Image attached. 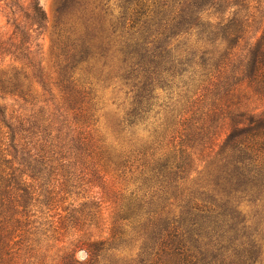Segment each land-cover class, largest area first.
<instances>
[{"label":"trees","instance_id":"obj_1","mask_svg":"<svg viewBox=\"0 0 264 264\" xmlns=\"http://www.w3.org/2000/svg\"><path fill=\"white\" fill-rule=\"evenodd\" d=\"M28 9L34 31L41 29L45 15L39 4L32 2ZM92 15L79 18L80 31L94 34L82 41L78 53L63 47L55 65L57 82L47 80L41 64L27 62L42 93L50 97L43 107L20 121L0 107V127L5 129L0 141V264H46V257L47 264H97L107 253L123 254L119 249L127 244L130 234L123 230L128 229L155 245L150 263L225 264V258L228 264H264L253 244L243 251L222 247L219 263L216 256L200 258L208 257L209 250L201 251L200 234L188 230L196 224L188 217L205 208L194 203L200 196L241 199L245 190L264 191V112L248 110L241 102L248 94L239 97L242 89L264 95V0H127L121 29L111 20L105 27L104 19ZM72 17L78 27L76 12ZM134 29L132 38L138 33L147 52L139 56L136 46L130 52L116 50L137 60L128 67L131 72L121 75L129 83L130 108L115 132L104 135L96 128L90 90L75 71L96 55L105 59L120 45L123 30ZM176 76L184 80L170 97L166 80ZM157 91L167 93L168 103L174 99V109L166 103L158 106L162 118L153 113ZM138 126L147 136L132 131ZM194 172L201 176L196 179L202 190L198 197L192 191ZM128 176L135 189L117 193L113 217L102 216V198L95 194L77 208L62 210L73 229L93 226L109 230L106 236L82 233L58 250L61 254L48 256L30 238V230L20 227L18 216H27L31 200L39 204L45 198L51 211L79 195L78 190L85 191L93 178L111 190L115 181ZM11 201L21 211L5 212ZM78 250L86 253L85 260L75 258ZM244 252L253 257L242 258Z\"/></svg>","mask_w":264,"mask_h":264},{"label":"rangeland","instance_id":"obj_2","mask_svg":"<svg viewBox=\"0 0 264 264\" xmlns=\"http://www.w3.org/2000/svg\"><path fill=\"white\" fill-rule=\"evenodd\" d=\"M32 2L38 3L45 15L42 28L37 31H34L37 28L28 18V7ZM126 6L127 0H0V107L6 109L7 116L17 118L19 121L28 118L32 112L34 113L40 107H43L44 100L50 98L47 94L42 93L33 79L31 71L27 67L29 60L34 61L36 65L41 64L49 82H57L55 65L58 63V59H62L60 55L63 47L68 46L66 50L74 47L76 52L72 55H75L82 48V41L84 42L85 38L94 34L90 29L87 35H85V31H80L79 18H87L88 13L92 12L93 18L104 19L105 27L109 26L108 21L111 20V22L118 24L117 27L121 29V26L126 22ZM83 9H85V12L81 13ZM75 12L78 27L75 26V18L72 17ZM133 32H137V29L133 31L123 30L120 45L111 51L105 59H101L96 55V58L77 66L75 71L80 82L85 84L87 90H90L91 102H93L96 109L94 116V119H97L96 128L104 135L109 136L115 132L120 120L124 117L127 109L130 108L131 95L128 94L129 86L125 85L129 83L125 78H121V75L131 72L132 70L128 67L132 68L131 63H135V60H137L134 59L132 54L127 57V55H121L116 50L123 49L130 52L131 49L135 48L133 46H136L139 56H143L147 52L148 46L143 44L142 37L137 33L132 38L131 34ZM67 37L68 40H66ZM77 39H79V42ZM130 39L135 40L131 42ZM60 41H65V44L62 45ZM93 46L95 44L88 47L89 52H92ZM124 58H126V67L121 62ZM77 59L78 56L75 60ZM168 79L169 82H167ZM183 80L178 76L167 78L166 88L170 90L167 91L168 94L176 90V85L181 87L182 83L180 82ZM15 91H22L27 95L21 98ZM242 91L243 89L239 97H242L244 93L248 94L246 99H242L241 102L247 106L249 111L264 112V95H255L253 92L249 94V90L243 93ZM165 94L159 91L155 93L158 98L153 102V113L160 112V116H157V118H162L163 110L158 107L159 105L166 103L169 108L174 109L170 105L174 99H169L170 102L168 103ZM225 127L228 126L225 125ZM143 128V126H138L132 131L145 137L147 133ZM4 132L5 129L0 127V141L2 142L5 139ZM24 135L26 134L24 133ZM220 135L222 136L223 132ZM199 169H202V167H199ZM87 172L85 171V173ZM200 177L195 172L191 175V179L196 185L192 189L195 197H198L202 191L197 189L199 184L196 179ZM258 178L259 176L254 177V179ZM102 181L93 178L92 183L84 185L83 189L85 191L78 190L79 195L68 198L67 202L62 204L58 203V206L55 207L57 209L51 211L45 206L47 202L45 198H41L39 204L31 200L25 211L27 216H18L21 229L30 230L29 233L32 234L30 238L36 240L42 252H45L48 256L54 253L61 254L62 251L59 252L58 250L68 246L72 239L82 233L87 236L92 235L95 238L99 235L106 236L109 230H97L93 226L84 227V229L88 227L89 230L73 229L72 223L67 220L64 221L63 217L66 216V213L62 211L67 207L72 209L79 207V204L87 203L90 200L88 196H94L95 194L96 197L100 196L102 198V216L104 218L113 217L116 214L114 201H116V197H119L117 193L126 190L123 193L124 195L128 190L129 193L135 188L129 176L126 180L115 181L111 190L106 188ZM254 183L259 184V181ZM209 190L211 189L209 188ZM243 192L248 193L243 194L241 199L230 197L222 200L220 199V197L223 198L221 195L216 197L215 193H210V196H200L198 200L194 201L198 205L205 206L203 212L193 211V215L188 217L189 220H194L196 223L193 227L188 228L192 231L190 235H193L194 232L200 234L202 239L199 240L200 250L203 252L205 249L209 250L208 257L200 255V258L211 261L216 256V261L219 263L220 256L218 254H225V249H222V247H231V250L243 251V249L253 244L258 247L257 251L260 250V259L264 262V191L252 189ZM32 198L35 199V197ZM17 204V202L13 203L12 201L6 202L5 212H15L16 208L21 211ZM30 205L36 207L32 208ZM59 217L61 218L59 219ZM26 223L27 227H23ZM8 225L10 223L6 226ZM10 228L13 229V227ZM123 231L130 234L126 238L127 244L119 249L123 251V254L107 253L97 264H157L155 259L150 263L156 250L151 241L138 239V230L128 229ZM232 253L230 252L229 255ZM253 254V252H244L242 258L253 257ZM75 258L78 261H83L86 258V253L83 250H78ZM223 259L225 264H228L229 260ZM46 260L47 257L43 258V263L47 264ZM202 263H204L203 260Z\"/></svg>","mask_w":264,"mask_h":264}]
</instances>
